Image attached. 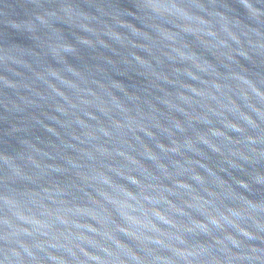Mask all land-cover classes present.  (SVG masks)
<instances>
[{
    "label": "water",
    "instance_id": "95a60500",
    "mask_svg": "<svg viewBox=\"0 0 264 264\" xmlns=\"http://www.w3.org/2000/svg\"><path fill=\"white\" fill-rule=\"evenodd\" d=\"M0 264H264V0H0Z\"/></svg>",
    "mask_w": 264,
    "mask_h": 264
}]
</instances>
